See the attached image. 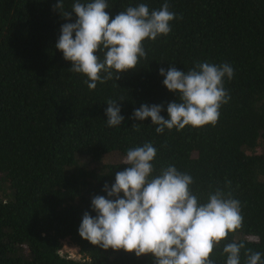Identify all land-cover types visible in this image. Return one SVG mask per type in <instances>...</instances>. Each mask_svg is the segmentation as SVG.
<instances>
[{
  "label": "trees",
  "instance_id": "16d2710c",
  "mask_svg": "<svg viewBox=\"0 0 264 264\" xmlns=\"http://www.w3.org/2000/svg\"><path fill=\"white\" fill-rule=\"evenodd\" d=\"M75 2L63 0V11ZM58 3L0 0V264H155L151 255L105 251L78 232L85 212L96 216L92 199L107 198L104 186L127 166V151L145 143L156 149L150 179L175 166L192 177L200 204L218 190L240 202L242 224L213 249L212 264H226L231 243L244 245L240 264L254 252L264 262V0H106L111 18L167 3L175 19L167 36L143 42L135 69L93 90L55 47L62 25L77 19H63ZM204 62L233 68L214 126L157 133L150 118H131L147 104L162 105L167 119L179 94L164 87L160 68L187 73ZM109 100L121 109L119 126L106 123ZM64 240L79 247L80 259L60 255Z\"/></svg>",
  "mask_w": 264,
  "mask_h": 264
},
{
  "label": "clouds",
  "instance_id": "9594fccd",
  "mask_svg": "<svg viewBox=\"0 0 264 264\" xmlns=\"http://www.w3.org/2000/svg\"><path fill=\"white\" fill-rule=\"evenodd\" d=\"M63 8V0H59L54 10L67 21L72 20L73 13L77 19L62 25L55 47L64 60L71 62L72 72L87 77L85 83L90 90L97 82L113 79L114 73L117 81L120 73L135 69L146 55L143 42L167 36L175 19L167 3L151 12L145 4L128 7L114 18L106 11V0L86 4L76 0L71 12ZM100 51L104 52L103 60L97 55ZM101 73L105 74L103 78ZM159 74L164 77V87L179 94V102L168 104L167 119L160 114L162 105L147 104L136 109L132 119L150 118L152 124L159 125L157 133L165 128L182 130L217 123L221 105L229 100L223 80L233 77L230 65L197 63L187 73L170 66L167 71L160 68ZM107 105L108 126L121 125L124 117L118 103L109 100ZM132 127L139 130V124ZM155 156L151 143L127 151L123 160L127 166L116 173L110 189L104 186L107 198L96 196L91 201L95 218L84 213L78 229L80 237L105 251L151 255L155 264H212L213 249L242 224L240 202L224 198L218 190L209 195L207 203L200 204L190 191L192 177L175 166L162 169L160 175L150 179ZM243 247L242 243L227 244L223 249L226 264H240ZM246 255L247 264H264L259 252Z\"/></svg>",
  "mask_w": 264,
  "mask_h": 264
},
{
  "label": "built area",
  "instance_id": "2783aa9c",
  "mask_svg": "<svg viewBox=\"0 0 264 264\" xmlns=\"http://www.w3.org/2000/svg\"><path fill=\"white\" fill-rule=\"evenodd\" d=\"M60 255L72 260L78 259L79 256L81 257L79 247L70 240L63 241V248L60 251Z\"/></svg>",
  "mask_w": 264,
  "mask_h": 264
},
{
  "label": "rangeland",
  "instance_id": "374dc122",
  "mask_svg": "<svg viewBox=\"0 0 264 264\" xmlns=\"http://www.w3.org/2000/svg\"><path fill=\"white\" fill-rule=\"evenodd\" d=\"M116 159H119V158H116ZM81 257L79 256L78 259H80Z\"/></svg>",
  "mask_w": 264,
  "mask_h": 264
}]
</instances>
